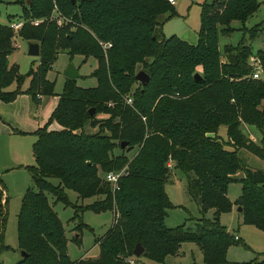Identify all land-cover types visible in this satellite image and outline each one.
I'll return each instance as SVG.
<instances>
[{"label":"trees","instance_id":"trees-1","mask_svg":"<svg viewBox=\"0 0 264 264\" xmlns=\"http://www.w3.org/2000/svg\"><path fill=\"white\" fill-rule=\"evenodd\" d=\"M11 1L21 5L17 19L24 20L17 34L39 43V64L21 74L9 63L13 28L10 20L0 22L1 100L27 92L39 102L42 95L53 94L47 71L59 48L71 57L94 58L90 75L96 80L82 86L66 77L49 119L33 132V185L21 199L17 218L19 247L26 254L17 264L163 262L182 241L197 243L207 264H222L228 247L240 242L219 222V214L234 203L227 195L232 181L241 183L235 203L243 220L264 228V169L251 167L239 154L245 148L264 159V80L251 76L249 60L256 55L264 67V48L254 52L243 41L219 46L220 32L229 33L232 20L252 16L259 0L202 2L195 43L164 34L162 16L173 9L169 0ZM54 5L64 14L60 24L46 19ZM34 18L44 19L33 24ZM260 30L264 32V20L248 29L252 37ZM139 69L149 74L145 85L135 79ZM196 71L201 78L194 77ZM25 77L29 84L21 89ZM12 81L17 87L8 89ZM51 120L61 128L48 129ZM243 124L252 126L258 137L252 139ZM86 125L96 129L88 131ZM221 126L226 128L225 142L216 134ZM169 161L185 174L186 188L199 204L202 216L193 226L165 224L173 206L165 190ZM121 169L119 188L113 191L104 175ZM238 171L243 175L236 176ZM66 188L81 198L101 196L87 206L113 211L111 227L95 239V257L68 255L64 226L48 198L50 193L68 203ZM6 205V192L4 201L0 193V249ZM210 208L212 217H204ZM73 238L79 242V235ZM137 242L144 247L139 256L133 254ZM250 264H264V258Z\"/></svg>","mask_w":264,"mask_h":264},{"label":"rangeland","instance_id":"rangeland-1","mask_svg":"<svg viewBox=\"0 0 264 264\" xmlns=\"http://www.w3.org/2000/svg\"><path fill=\"white\" fill-rule=\"evenodd\" d=\"M210 0H174L173 9L167 11L162 16V30L165 35L175 34L190 43H195L198 39L200 27L201 3ZM260 6L252 16L244 22L238 19L231 21L232 29L229 33L219 34V46L223 48L225 44H236L239 41L250 44L254 52L258 48H264V32L262 30L255 36H251L248 29L264 20V0H259ZM57 16L62 19L64 14L53 7ZM21 14V5L11 0H0V22L13 21ZM44 19V18H43ZM54 20L51 14L46 17ZM13 34H17V30ZM18 35V34H17ZM13 39V35H12ZM19 46L8 55L10 64L17 66L18 72L26 74L30 69H36L39 64V55L27 53L29 40L17 36ZM94 58L89 57L83 60L79 54L72 57L64 49L59 48L51 67L47 71V77L54 82V93L45 95L39 103H34L27 92H21L11 101L0 99V189L1 199L4 201L5 192L7 196V214L3 222V247L0 249V264H17L22 257L21 248L18 242L17 218L21 205V199L26 193L27 187L33 185L29 165L34 162L32 154V144L35 140L33 130L38 124L45 123L49 115L58 102L59 93L63 89L66 76L63 71L69 62H72L78 69L79 76L76 81L82 86H91L96 83L95 77L90 75L94 67ZM260 78L264 80V67L261 68ZM29 84L28 77L21 83V89ZM17 83L10 82L8 89H15ZM23 93V94H22ZM37 104V106H35ZM105 116V114H99ZM43 123V124H44ZM59 123L51 120L48 129H56ZM12 128V129H11ZM88 131H93L95 127L85 126ZM244 131L252 138L258 137V132L247 124H243ZM216 134L225 142L226 128L221 126ZM227 147L228 145L225 144ZM135 150V148H133ZM239 154L253 168L264 169V159L251 153L245 148L239 150ZM170 179L165 183V190L173 203L167 209L165 224L168 227L179 225L183 222L187 225H194L195 218L202 216L199 204L194 200L187 188L185 174L178 168H174L173 162L169 161ZM243 175L238 171L236 176ZM53 182L57 178L52 177ZM241 183L232 181L228 184L227 195L232 202L241 194ZM66 195L69 202L55 200L48 193V198L53 208L57 212L64 226L67 237V252L71 259L79 257H95L99 253V245L95 239L102 237L113 222V211L103 209L96 211L87 206L100 199L101 196H88L81 198L75 190L66 188ZM80 206L83 210L78 208ZM238 204L231 210L219 214V222L231 229L240 239V242L232 244L227 249V261L222 264H250L252 261H260L264 258V228L253 223H246L243 220L242 211L238 209ZM77 210L78 215L74 213ZM213 209H208L204 217H212ZM79 235V242L73 237ZM149 264H207L203 259L199 245L193 241L180 242L175 253L167 254L163 262L145 259Z\"/></svg>","mask_w":264,"mask_h":264},{"label":"built area","instance_id":"built-area-1","mask_svg":"<svg viewBox=\"0 0 264 264\" xmlns=\"http://www.w3.org/2000/svg\"><path fill=\"white\" fill-rule=\"evenodd\" d=\"M171 3H174V0H169ZM56 7V6H55ZM51 17H54V19L60 24L62 22V18L60 16H57L55 11L51 14ZM43 21V18H34L31 20L33 24H38L39 22ZM24 23V20L22 18L15 19L10 22V26L17 30L19 29ZM17 34H13V43L17 46H19V42L17 41ZM110 43H107L109 45ZM250 65L252 66L251 76L254 78H258L260 76V71L262 68L261 63L259 62V59L256 55L250 56ZM126 101L131 103L132 97L128 96L126 98ZM124 173V170H109L105 173L104 178L106 181L109 182L111 189L114 191L115 189L119 188V178Z\"/></svg>","mask_w":264,"mask_h":264},{"label":"water","instance_id":"water-1","mask_svg":"<svg viewBox=\"0 0 264 264\" xmlns=\"http://www.w3.org/2000/svg\"><path fill=\"white\" fill-rule=\"evenodd\" d=\"M27 1H29V0H27ZM27 53L31 54V55H39V53H40L39 43L37 41H29L28 47H27ZM63 73L66 77L72 78V79H76L79 76L78 69L76 68V66L72 62H69L67 64ZM194 77L196 79H199V78H201V75L198 71H196V72H194ZM135 79H137L142 85H145L149 80V74L145 70L139 69L135 73ZM88 110L90 113H94V107H90ZM125 144H126V141H121V146H124ZM238 209L241 210L240 205L238 206ZM143 250H144V247L142 246V244L140 242H137L133 247V254L135 256H139V255H141ZM21 254H22V256H24L26 253L24 250H21Z\"/></svg>","mask_w":264,"mask_h":264},{"label":"crops","instance_id":"crops-1","mask_svg":"<svg viewBox=\"0 0 264 264\" xmlns=\"http://www.w3.org/2000/svg\"><path fill=\"white\" fill-rule=\"evenodd\" d=\"M16 19H17V18H16ZM14 20H15V19H14ZM22 94H23V93H22ZM18 95H19V94H17V96H18ZM28 96H29V94H28ZM43 96H45V95H42V96L40 97V100H41V98H42ZM40 100H39V101H40ZM34 103H39V102H34ZM35 106H37V104H36ZM0 107H1V106H0ZM43 123H44V122H43ZM43 123L38 124L37 127L43 125ZM58 125H59V126H58L56 129L61 128V125H60V124H58ZM37 127H36V128H37ZM36 128H35V129H36ZM11 129H12V128H11ZM35 129L33 130V132L35 131ZM33 136L36 138V135H35L34 133H33ZM172 165H173V164H172ZM174 168H175V167H174ZM170 177H171V176H169V179H170ZM0 186H1V185H0ZM2 188H3V186H2ZM3 189H4V188H3ZM234 206H236V203H235V202L232 204V208H233ZM232 208H231V209H232ZM231 209H230V210H231ZM228 230L232 232L231 229H228ZM145 264H149V262L146 261Z\"/></svg>","mask_w":264,"mask_h":264}]
</instances>
